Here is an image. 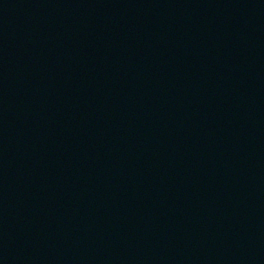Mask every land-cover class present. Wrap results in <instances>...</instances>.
I'll return each instance as SVG.
<instances>
[{
	"label": "water",
	"instance_id": "95a60500",
	"mask_svg": "<svg viewBox=\"0 0 264 264\" xmlns=\"http://www.w3.org/2000/svg\"><path fill=\"white\" fill-rule=\"evenodd\" d=\"M0 264H264V0H0Z\"/></svg>",
	"mask_w": 264,
	"mask_h": 264
}]
</instances>
